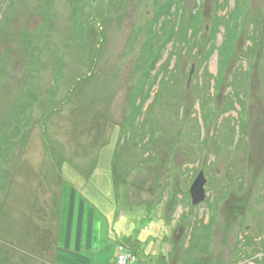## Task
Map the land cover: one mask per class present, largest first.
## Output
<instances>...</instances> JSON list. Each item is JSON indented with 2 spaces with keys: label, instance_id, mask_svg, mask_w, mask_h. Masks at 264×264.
I'll list each match as a JSON object with an SVG mask.
<instances>
[{
  "label": "rangeland",
  "instance_id": "1",
  "mask_svg": "<svg viewBox=\"0 0 264 264\" xmlns=\"http://www.w3.org/2000/svg\"><path fill=\"white\" fill-rule=\"evenodd\" d=\"M101 236L96 264H264V0H0V264Z\"/></svg>",
  "mask_w": 264,
  "mask_h": 264
},
{
  "label": "crops",
  "instance_id": "2",
  "mask_svg": "<svg viewBox=\"0 0 264 264\" xmlns=\"http://www.w3.org/2000/svg\"><path fill=\"white\" fill-rule=\"evenodd\" d=\"M97 164H98V162L95 165H97ZM99 165L100 164H98V166ZM146 229H147V227L145 228V230ZM101 242H103L102 236H101V241H100L99 247H97L96 250H95L94 245H93V247H90V246L86 247L85 246L81 249H76L74 251L75 256H69L68 259L62 258L60 260H56V263L57 264H96L97 257L94 254L96 252L97 253H104V250L106 247V246H101ZM143 243L145 245L142 246V248H137V249L127 246L128 251L137 257V260L130 262V264H147V258H150L152 256V253L150 252V248H149L151 246L152 242L147 243V241L144 240ZM115 248H118L117 245L115 246ZM58 249H60V248H58ZM72 253H73V251L71 252V254ZM83 254H90L91 257H88V258L85 257L84 258L82 256ZM92 255H93V257H92ZM116 255H118V251H117ZM116 255L113 256L112 262H108L109 264H117V256ZM140 256H141V259L139 261L138 259ZM142 256H143V259H142ZM54 259H53V263L56 264ZM108 263H106V264H108Z\"/></svg>",
  "mask_w": 264,
  "mask_h": 264
},
{
  "label": "trees",
  "instance_id": "3",
  "mask_svg": "<svg viewBox=\"0 0 264 264\" xmlns=\"http://www.w3.org/2000/svg\"><path fill=\"white\" fill-rule=\"evenodd\" d=\"M242 2H244V0H236V3H242ZM176 3L177 2L174 1L173 4L162 5L161 6L162 10L160 9V11H158V14L156 15L155 21H154L157 25H159V22H160V24H161L160 27L161 28H165L166 26L171 24V27L169 26L170 27L169 31L171 30L172 34L169 35V37L173 38L174 40H175V35H176L175 33H178V30H176L175 23L170 21L171 19H169V20L166 19L165 14H172V12H173L172 9H173V7L175 6ZM178 7H180V6H177V8ZM226 15L229 18H231V17H233L234 13L233 12H228ZM223 17L225 18L226 16H223ZM215 19L217 20V21H215V24H216L215 28H216V31H218V33H219L221 25H226V24L228 25L229 24V22H226L225 19H221L220 16L216 15ZM163 20H165V21H163ZM223 23H225V24H223ZM179 24H181L183 26V24H185V23L182 21V22H179ZM188 26H189L188 29H192L193 28V27H191L190 24ZM182 28L180 27V29H182ZM188 29H187V26L185 25L183 33H180V35L182 34V36L185 37V41L187 43L190 40V33H188ZM193 31L195 32V30H193ZM179 32H181V31H179ZM163 34H167V33H163ZM156 63H157V61L153 62L154 65H156ZM153 64H152V66H153ZM143 88H144V86H141L140 90H143Z\"/></svg>",
  "mask_w": 264,
  "mask_h": 264
},
{
  "label": "water",
  "instance_id": "4",
  "mask_svg": "<svg viewBox=\"0 0 264 264\" xmlns=\"http://www.w3.org/2000/svg\"><path fill=\"white\" fill-rule=\"evenodd\" d=\"M206 181L207 178L204 174V171H201L197 176V178L195 179L194 183L192 184L190 190L192 202L194 205H198L206 199V190H205ZM183 230L184 229H181V234Z\"/></svg>",
  "mask_w": 264,
  "mask_h": 264
},
{
  "label": "built area",
  "instance_id": "5",
  "mask_svg": "<svg viewBox=\"0 0 264 264\" xmlns=\"http://www.w3.org/2000/svg\"><path fill=\"white\" fill-rule=\"evenodd\" d=\"M137 259L132 253L128 251L127 246L124 243L118 244L117 264H130V262Z\"/></svg>",
  "mask_w": 264,
  "mask_h": 264
}]
</instances>
